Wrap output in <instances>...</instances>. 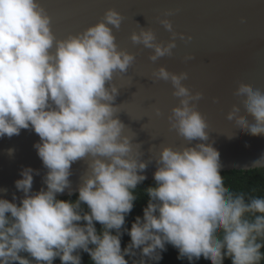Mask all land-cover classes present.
Wrapping results in <instances>:
<instances>
[{
  "label": "clouds",
  "instance_id": "1",
  "mask_svg": "<svg viewBox=\"0 0 264 264\" xmlns=\"http://www.w3.org/2000/svg\"><path fill=\"white\" fill-rule=\"evenodd\" d=\"M122 19L108 9L94 25L57 39L39 0H0V137L33 130L40 138L33 147L47 169L46 189L31 192L35 170L26 167L14 181L24 194L19 203L15 195L13 202L0 198V264H53L57 257L61 264H81L80 251L88 253L93 264H128L124 257L136 256L137 250L140 259L134 264H156L166 244L178 250L177 259L203 257L223 264L227 257L232 264H260L264 198L246 200L243 193L225 187L219 152L208 142L209 125L196 107L203 94L182 83L188 79L186 72L163 66L152 76L169 82L172 95L179 98L167 119L169 128L188 144L160 148L155 186L145 190L149 202L143 217H136L126 230L130 243L121 249L134 190L146 179L142 173L151 162L133 151L132 138L115 116L119 91L114 74L127 73L135 61L134 54L115 43L112 29H119ZM159 23L170 33L166 42H157L150 28L130 34L133 44L152 50V62L171 56L177 38L190 39L173 31L168 19ZM233 94L245 115L234 104L226 119L240 131L264 135V90L240 82ZM155 112L160 114L159 109ZM13 152L8 150L9 155ZM78 160H85L88 169L77 201L57 199L65 189L71 195L68 178ZM256 167H264V156L253 162ZM94 221L102 226L100 233Z\"/></svg>",
  "mask_w": 264,
  "mask_h": 264
},
{
  "label": "water",
  "instance_id": "2",
  "mask_svg": "<svg viewBox=\"0 0 264 264\" xmlns=\"http://www.w3.org/2000/svg\"><path fill=\"white\" fill-rule=\"evenodd\" d=\"M39 3L50 17V28L57 39L94 25L108 9L121 14L119 29H112L115 43L118 49L134 54L135 61L127 73L114 74L113 83L119 91L114 101L115 116L125 125L124 134L132 138L133 151L142 154V161H151L142 173L146 176L144 181L154 180L155 158L163 145L179 148L188 144L169 128L167 117L171 108L178 106L179 98L172 95L169 82L152 76L160 66L170 72H186L188 79L182 83L203 94L196 107L209 125L208 142L219 152L220 172L253 169V162L264 156V135L240 131L226 119L234 104L240 108V115H245L240 98L233 94L238 83L264 90V0H39ZM162 19H168L173 31L190 39L177 38L171 56L152 62L148 59L152 50L133 44L130 34L150 28L157 42H166L170 33L159 23ZM187 56L192 59L185 60ZM248 120L254 122L251 117ZM39 141L31 129H22L11 138L0 137V198L13 202L15 195V202L19 203L24 194L15 188L14 181L22 178L20 172L26 167L35 170L31 192L46 189L43 178L47 169L33 147ZM198 142L193 141L192 145ZM9 149L14 150L12 155L8 154ZM87 169L85 160L71 165L72 174L68 178L71 195L78 193ZM68 195L69 189H65L56 197Z\"/></svg>",
  "mask_w": 264,
  "mask_h": 264
},
{
  "label": "trees",
  "instance_id": "3",
  "mask_svg": "<svg viewBox=\"0 0 264 264\" xmlns=\"http://www.w3.org/2000/svg\"><path fill=\"white\" fill-rule=\"evenodd\" d=\"M221 176L224 179V185L233 193H243L245 199L248 200L252 197H261L264 198V167H257L248 170H227L221 171ZM155 181H143L141 184L137 186L134 190V195L136 196L135 201L133 202V208L129 212V214L125 217V224L122 228L121 235V249L123 250L130 243V236L127 234L126 230H130L131 225L135 222L136 217H143V209L147 207L149 202V196L146 193V189L148 187H154ZM62 201L75 202L78 199V193L63 197H56ZM82 208L85 212L88 211L86 205L82 204ZM83 225L85 222H79ZM94 226L97 229V232L100 233L102 231V226L99 222L94 221ZM112 234H115L113 230ZM258 242H264V240H259ZM89 247H93L89 245ZM166 250L161 253L162 259H160L156 264H211L210 261L205 260L201 257L198 260L189 261L187 258L177 259L178 250L174 248L170 244L165 245ZM261 253L264 254V247L261 248ZM21 256L25 258H29L27 253H21ZM79 255L81 257V264H93L88 253L80 251ZM125 260L128 261V264H134V261L140 259L139 250H137L136 256H125ZM53 264H61L60 259L57 257L54 259ZM148 264H153V262L149 261ZM223 264H232L230 258L225 257L223 260ZM260 264H264V259L260 261Z\"/></svg>",
  "mask_w": 264,
  "mask_h": 264
}]
</instances>
